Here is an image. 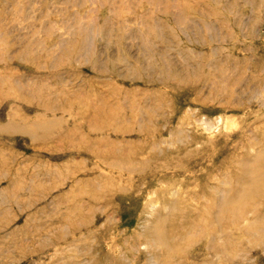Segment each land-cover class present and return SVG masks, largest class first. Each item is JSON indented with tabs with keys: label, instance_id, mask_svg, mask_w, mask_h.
I'll return each mask as SVG.
<instances>
[{
	"label": "rangeland",
	"instance_id": "rangeland-1",
	"mask_svg": "<svg viewBox=\"0 0 264 264\" xmlns=\"http://www.w3.org/2000/svg\"><path fill=\"white\" fill-rule=\"evenodd\" d=\"M251 160L264 0H0V264H264Z\"/></svg>",
	"mask_w": 264,
	"mask_h": 264
},
{
	"label": "bare ground",
	"instance_id": "bare-ground-1",
	"mask_svg": "<svg viewBox=\"0 0 264 264\" xmlns=\"http://www.w3.org/2000/svg\"><path fill=\"white\" fill-rule=\"evenodd\" d=\"M244 166L246 167L248 173L244 174L243 177L238 179L239 188L236 192V195H234L236 196V198H238L237 200L250 197L254 191L264 185V163L258 164L254 163V161L251 160L246 161ZM207 213L211 215L212 211L208 210ZM177 229H179L177 226H172L171 228L172 232L178 234V232L176 231ZM158 234L160 236V239H165L167 238V234L169 233L164 235L159 232ZM259 238L264 240V233H262Z\"/></svg>",
	"mask_w": 264,
	"mask_h": 264
}]
</instances>
